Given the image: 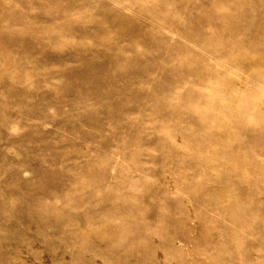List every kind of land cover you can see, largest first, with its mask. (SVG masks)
Returning <instances> with one entry per match:
<instances>
[{"label": "rangeland", "instance_id": "rangeland-1", "mask_svg": "<svg viewBox=\"0 0 264 264\" xmlns=\"http://www.w3.org/2000/svg\"><path fill=\"white\" fill-rule=\"evenodd\" d=\"M0 264H264V0H0Z\"/></svg>", "mask_w": 264, "mask_h": 264}, {"label": "bare ground", "instance_id": "bare-ground-1", "mask_svg": "<svg viewBox=\"0 0 264 264\" xmlns=\"http://www.w3.org/2000/svg\"><path fill=\"white\" fill-rule=\"evenodd\" d=\"M248 2V1H247ZM230 3V2H229ZM235 6V5H234ZM242 105V104H241ZM229 126V125H228ZM206 168V167H205ZM208 170V169H207Z\"/></svg>", "mask_w": 264, "mask_h": 264}]
</instances>
